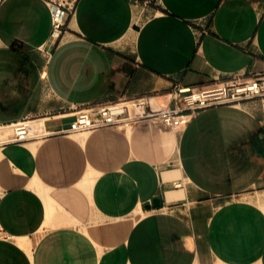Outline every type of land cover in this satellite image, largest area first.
Wrapping results in <instances>:
<instances>
[{
  "label": "crops",
  "instance_id": "1",
  "mask_svg": "<svg viewBox=\"0 0 264 264\" xmlns=\"http://www.w3.org/2000/svg\"><path fill=\"white\" fill-rule=\"evenodd\" d=\"M53 34L44 0H0V126L33 133L0 142V264H264V99L65 130L261 68L264 0H76Z\"/></svg>",
  "mask_w": 264,
  "mask_h": 264
},
{
  "label": "built area",
  "instance_id": "2",
  "mask_svg": "<svg viewBox=\"0 0 264 264\" xmlns=\"http://www.w3.org/2000/svg\"><path fill=\"white\" fill-rule=\"evenodd\" d=\"M44 1L51 12L53 33L58 36L65 29L76 0ZM168 96L174 104L158 108H153L147 99L133 100V112H130L129 105L116 100L98 102L78 109L65 130L76 132L103 125H121L128 119L145 115H155L172 129H180L202 107L217 103L236 104L253 97L264 99V65L261 68L251 67L215 78L207 85H190L176 81L168 90ZM94 109L96 114L92 113ZM10 128L9 136L0 142L24 141L33 135L29 117L15 120Z\"/></svg>",
  "mask_w": 264,
  "mask_h": 264
},
{
  "label": "rangeland",
  "instance_id": "3",
  "mask_svg": "<svg viewBox=\"0 0 264 264\" xmlns=\"http://www.w3.org/2000/svg\"><path fill=\"white\" fill-rule=\"evenodd\" d=\"M150 1H152L155 5L157 3V0H150ZM10 133H11L10 126H0V141L6 139Z\"/></svg>",
  "mask_w": 264,
  "mask_h": 264
},
{
  "label": "bare ground",
  "instance_id": "4",
  "mask_svg": "<svg viewBox=\"0 0 264 264\" xmlns=\"http://www.w3.org/2000/svg\"><path fill=\"white\" fill-rule=\"evenodd\" d=\"M54 35H55V34H53V36H54ZM6 126H7V125H6ZM178 173H179V172H178ZM177 175H178V174H177ZM172 191H173V190H172ZM176 191H177V190H176ZM178 191H179V190H178ZM180 191H181V190H180ZM174 192H175V191H174ZM177 193H178V192H177ZM177 193H176V194H177ZM179 193H180V192H179ZM168 194H170V193H168ZM172 195H173V194H172ZM173 197H174V196H173Z\"/></svg>",
  "mask_w": 264,
  "mask_h": 264
},
{
  "label": "water",
  "instance_id": "5",
  "mask_svg": "<svg viewBox=\"0 0 264 264\" xmlns=\"http://www.w3.org/2000/svg\"><path fill=\"white\" fill-rule=\"evenodd\" d=\"M156 199V197L155 198H153V200H155Z\"/></svg>",
  "mask_w": 264,
  "mask_h": 264
}]
</instances>
